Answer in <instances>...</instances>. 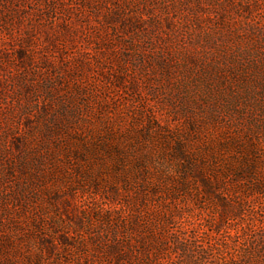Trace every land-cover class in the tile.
I'll return each instance as SVG.
<instances>
[{
	"label": "rangeland",
	"instance_id": "374dc122",
	"mask_svg": "<svg viewBox=\"0 0 264 264\" xmlns=\"http://www.w3.org/2000/svg\"><path fill=\"white\" fill-rule=\"evenodd\" d=\"M264 264V0H0V264Z\"/></svg>",
	"mask_w": 264,
	"mask_h": 264
},
{
	"label": "trees",
	"instance_id": "16d2710c",
	"mask_svg": "<svg viewBox=\"0 0 264 264\" xmlns=\"http://www.w3.org/2000/svg\"><path fill=\"white\" fill-rule=\"evenodd\" d=\"M233 262L232 261H227L226 264H232Z\"/></svg>",
	"mask_w": 264,
	"mask_h": 264
}]
</instances>
